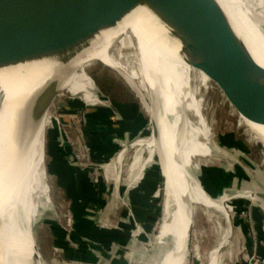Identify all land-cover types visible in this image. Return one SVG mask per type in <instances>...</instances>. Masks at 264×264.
Returning <instances> with one entry per match:
<instances>
[{"label": "bare ground", "instance_id": "6f19581e", "mask_svg": "<svg viewBox=\"0 0 264 264\" xmlns=\"http://www.w3.org/2000/svg\"><path fill=\"white\" fill-rule=\"evenodd\" d=\"M217 1L224 9L236 35L250 52L244 53L243 56L250 57L253 68L264 74V1ZM23 16L35 20L38 33L55 36L62 40L58 43L66 44L69 46L68 51L72 50L66 53L63 59L55 57L0 70V264H45L42 258L45 257L41 250L42 245L37 246L35 227L40 216L51 211L53 206L51 197L53 184L50 180L53 172L51 170L46 172L44 166L47 119L56 97L71 74L96 49L101 51L102 56L116 71L123 74L129 85L141 97H145L141 92L143 88L148 91V98L153 101L152 106L147 105L148 111L156 120L158 138L142 140L140 144L150 142L148 146L152 144L154 147L160 146L158 154L162 157V167L165 152L168 160L164 174L166 177L164 220L160 226L159 236L153 243L161 249L160 258L163 261L161 260L160 264H164L165 257L170 256L166 242L171 235L178 232L176 229L180 224H177V221L183 212H188L191 205H200L208 210L211 217L224 220L228 224L225 231L218 228L213 247L206 256L207 264H220L226 246L232 248L233 245V238L231 240L233 230L225 206L227 200L233 196L225 195L217 200L209 198L197 184V179L182 172L180 167L177 168L171 156L173 154L175 158L178 155L180 161L188 166L190 160L208 158L213 154L214 146L209 143L210 135L201 115L200 101L191 85L193 73L200 75L203 86H207L209 79L183 61L180 55L181 46L145 8L135 10L116 29L104 32L87 52L80 55L75 53L78 41L75 31L77 17L74 0H33L24 9ZM116 44H119L122 50H131V53L122 56L113 52ZM134 56L138 77L132 74L133 67L129 60L133 61ZM2 96L5 99L4 103L1 102ZM9 100L12 102L5 104ZM186 111L194 113L198 119L197 124L188 119ZM239 117L241 124L238 126L246 128L245 132L250 141L264 145V126L254 124L240 115ZM82 148L77 158L82 161L88 160L89 150L86 146ZM122 159L123 155L119 156L116 162V165L120 166L119 172ZM237 159L239 165L252 178L253 172L246 168L239 158ZM104 161L100 163V167L105 169L106 177L109 178L112 159ZM120 176L121 174L117 173V185ZM14 189H18V193L14 192ZM117 190L114 204L102 215L106 213L109 216L113 209L126 206L125 199L119 196L121 194L119 186ZM242 196L264 207V192L257 187L244 190ZM66 213L70 232L72 231L75 237L76 232L70 213ZM125 215V218L119 221V227L123 231L126 230L127 211ZM55 218L57 219V216ZM49 228L51 235L55 237L57 231L51 226Z\"/></svg>", "mask_w": 264, "mask_h": 264}, {"label": "water", "instance_id": "95a60500", "mask_svg": "<svg viewBox=\"0 0 264 264\" xmlns=\"http://www.w3.org/2000/svg\"><path fill=\"white\" fill-rule=\"evenodd\" d=\"M32 1L0 0V70L55 57L63 59L72 50L68 51V45L58 43L61 39L48 33H38L35 20L23 16L24 9ZM74 3L78 41L75 53L80 55L87 52L104 32L116 29L135 10L145 8L181 46L180 55L183 61L209 79L207 86H203L200 75L193 73L191 85L200 101L201 115L210 135L209 143L214 146L213 154L208 158L190 160L188 166L180 161L178 155L174 158L171 154L172 161L182 172L196 178L197 184L209 198L217 200L225 195L233 196L227 200L225 206L230 212L233 230L231 240L234 236L238 242L235 252L233 248H229L231 246H226V264H264V243L259 252L246 199L242 196L243 177L235 155L239 151L238 145L244 143L232 132L216 134L203 107L209 87L214 86L228 103L233 115L238 117L239 124L240 115L254 124L264 126V74L253 68L250 57L243 56L250 52L231 27L220 3L217 0H74ZM96 63L118 76L109 81V86L122 99L116 100L107 94V83L101 82L90 73ZM85 73L93 82V96L91 101H87L83 95H78V99L72 101L64 117L46 132V172L83 139L95 118L104 112L111 128L116 154L124 155L120 174L127 207V228L122 264H160L163 261L160 258L161 249L153 244L164 220L166 177L162 157L158 154L160 146L152 148L153 162L150 165L145 164L142 172V162L150 158L146 147L142 150L139 147L138 155L141 158L137 167L133 160L137 155L134 147L136 142L158 138L157 123L147 105L152 106L153 101L148 98L147 90L142 88L141 92L145 97H141L120 71L99 61H92ZM201 91L204 95L200 98ZM185 114L190 121L197 124L198 119L194 113L186 111ZM139 170L138 178L136 174ZM13 191L18 193V189ZM199 206L191 205L185 214L187 221H191L189 224L194 226L199 222L203 225L201 232L193 237L195 246L192 249L193 226L190 230L187 239V264H207L203 258L210 248L209 230H206L197 217ZM260 209L264 222V207L261 206ZM218 227L225 231L228 224L222 220ZM192 253L196 263L189 259ZM241 253L242 262L239 261ZM158 258L160 259L157 260Z\"/></svg>", "mask_w": 264, "mask_h": 264}, {"label": "rangeland", "instance_id": "374dc122", "mask_svg": "<svg viewBox=\"0 0 264 264\" xmlns=\"http://www.w3.org/2000/svg\"><path fill=\"white\" fill-rule=\"evenodd\" d=\"M114 49L113 52L115 51V53L121 54L122 56H128L131 53V50H122L121 46L119 45L116 46ZM133 59V61L129 59L131 67H133L132 74L138 77L136 57L134 56ZM92 61H99L103 65L114 69L112 65H110L105 60V58L102 56L101 51L98 49L94 50L84 60L85 65L87 64V67ZM90 73L92 75H95L97 79L101 82L105 81V83H107V87L105 88L107 94H109L111 97H115L116 100L122 99L118 97V95L115 94V90L111 89L109 86V81H113V79L118 77L114 72L103 67L101 64L96 63L90 69ZM78 79L79 81L84 79V81L87 82L86 84H88L89 82L90 90L85 91L82 89L86 93L85 98L88 99L90 93H93L94 91V86L92 82L88 79V77L83 73L78 76ZM119 83L121 84V82ZM73 89L75 91L78 90L76 87H74ZM209 89L210 90L205 95V102L203 104V107L207 119L213 125V131L216 134L226 132L235 133L238 139H240L244 143V145H238L240 146L239 151L235 152L236 157L240 159L243 165L253 172V177L251 178V176L246 172V170H244L239 165L243 177L244 190H252L253 187H257V189L262 190L264 192V145H262L261 143L254 144L250 141V137L245 132L246 128L244 126H238V117L233 115V112L231 111L228 103L222 97L221 93L214 86H210ZM202 92L203 91H201V94L199 95L200 98L204 95V92ZM77 99L78 96L72 97L67 92L59 96L58 99L55 101L54 105L52 106V112L50 111V114L48 116L47 129H49L52 124L55 126L58 121L64 117L62 107H64L63 109H70L72 101ZM4 101L5 99L2 96L1 102L4 103ZM11 102L12 101L9 100L6 101L5 104H9ZM140 143L142 142L139 141L138 143L136 142L134 144V147L137 149L138 153L139 147L141 148V150L142 148L146 147V149L149 151L150 156L154 154V152L152 151V148L154 147L153 144L152 146H148V143L150 142L142 145ZM87 144L88 142L84 136L79 143L71 147L62 156V159H60L58 163H56L50 168V170L53 172V175L50 176V180L53 184L51 191L53 206L51 211H48L40 216L35 227V237L37 241V246L42 245L41 250H44L43 253L45 254V257H47L45 258L44 256H42L45 264H122L126 242V230H121V228L119 227V221L125 218V211H127V207L124 206L119 207L115 210L113 209L112 213L109 216L106 215V213L105 215H102V213H104L106 209H108L114 204V197L115 194L118 192L115 191L114 181L117 179V173H120L118 171V168L120 166L116 165L119 156H117L116 149L115 147H113L112 152L104 155L101 159H99L98 162L90 161L89 157L88 160L85 161L79 160L77 156L79 155L81 149H83L82 147H89V145ZM237 158L236 160L238 161ZM64 159L68 160V164L71 165L74 173L77 172L79 175V185L75 186L74 188L72 187V178L70 176L67 177V175L69 174H65L66 165L63 162ZM105 159H112V170L111 173H109V178L106 177L107 173L105 169L103 167H100V163H102V161H104ZM166 159L167 155L165 152L163 160L164 174L166 169V161L168 163V160ZM133 160H135V166L137 167V163H139V161H136L138 160L136 156ZM84 172L88 175L89 179L87 178V180L83 181L82 175L84 176ZM88 180L92 181L90 182V185ZM120 182L121 194L119 196H122L121 198L125 199L122 190V180H120ZM246 203L249 217L251 218V225L255 243L258 248V251L260 252L261 247L264 243V222L262 221V212L260 209L261 204L251 202L249 200H246ZM204 209L205 208L199 206L196 214L199 220L204 224L206 230H209L208 236L210 248L203 258V261L206 262V256L213 247L219 228L218 226L221 224V221L218 218L211 217V214L208 212V210ZM66 212L70 213L74 230L76 232L75 237L74 233H72V231L70 232ZM228 213L230 216L229 211ZM182 214L179 220L177 221V224H180L177 226L176 229V231L178 230V232L171 235L168 241L166 242L167 251L169 252L170 256L173 257H165L164 264H187V239L189 237L190 230L192 229L193 225L187 222V215H184L186 214V212H183ZM55 216H57V219L55 218ZM49 217L50 219H48ZM106 223L108 224V226H106ZM125 224L127 225V223ZM50 226L57 231L55 237L51 235V232L49 230ZM201 228H203V225H201L199 222H196L193 226L191 249L195 246V241L193 237L196 233L201 232ZM58 231L60 232L58 233ZM48 236H50L51 238H49ZM237 242L238 240L236 239V237L233 236V252L237 250V248L235 247V245H237ZM70 244L72 247L70 246ZM205 245L206 243L203 247H205ZM57 248L59 250H57ZM184 253L185 258H183ZM232 255L235 256L234 253ZM242 257L243 255L241 253L239 257L240 262L243 261ZM227 258L228 255L223 253V255L221 256L220 264H226L227 262L225 261H227ZM189 259L192 260V262L196 263V259L193 253L189 257Z\"/></svg>", "mask_w": 264, "mask_h": 264}, {"label": "crops", "instance_id": "0c3cea01", "mask_svg": "<svg viewBox=\"0 0 264 264\" xmlns=\"http://www.w3.org/2000/svg\"><path fill=\"white\" fill-rule=\"evenodd\" d=\"M86 69H87V64L85 65V62L83 61L80 64L79 68L74 73L71 74V76L69 77L67 83L64 85L63 89L61 90V92L56 97V100L58 99L59 96H61L65 92H67L72 97H77L79 94H83V97H84L85 100L91 101V98H92L93 94L90 93V96L87 99V98H85L86 93L83 91V90H85V91L86 90L87 91L90 90V87H88V86H90L89 82H88V84H86L87 82L84 81V79H82L80 81L78 79V76L81 73L86 75V73H85ZM88 79H89V77H88ZM89 80L91 81V79H89ZM92 84H93V82H92ZM74 87H76L78 90L75 91L73 89ZM63 108L64 107H62V110H63V113L65 115L68 112L69 109H63ZM51 109H52V107H51ZM85 138H86V140L88 142L87 145H89L88 149H89V160L90 161L98 162L99 159H101L104 155L109 154V153L112 152L113 147H115V142H114V139H113V135H112V132H111V129H110L109 122H108L107 117L105 116L104 112L100 113L95 118L94 123L92 124L89 132L85 135ZM115 149H116V147H115ZM137 155H136V158L138 160H136V161H139V163H140L141 155H138V156ZM151 157L152 156H150V158L147 161H143L144 163L142 162L141 172L143 170L142 168H144L146 165H150L153 162ZM60 159H62V158H60ZM63 162L66 165L65 174H69V175H67V177L70 176L72 178V180H73L72 187L74 188L75 186H78L79 185V181H80L78 179V176H79L78 173L77 172L74 173L71 165L68 164L67 160L64 159ZM144 164H146V165L144 166ZM84 174H86V173H84ZM139 176H140V170H139L138 174H136V177L139 178ZM82 178H83V181L87 180V178L89 179L87 174L84 175V176L82 175ZM88 182H89V185H90L91 184L90 182H92V181L88 180ZM114 182H115V187L114 188H115V191L117 192L118 191L117 190V186H119V187L121 186L120 179H119V185L116 184V180ZM126 228H127V225H126ZM59 242H63V241H59ZM66 249H68V248H66Z\"/></svg>", "mask_w": 264, "mask_h": 264}, {"label": "trees", "instance_id": "16d2710c", "mask_svg": "<svg viewBox=\"0 0 264 264\" xmlns=\"http://www.w3.org/2000/svg\"><path fill=\"white\" fill-rule=\"evenodd\" d=\"M103 117V116H102ZM111 129V128H110Z\"/></svg>", "mask_w": 264, "mask_h": 264}]
</instances>
